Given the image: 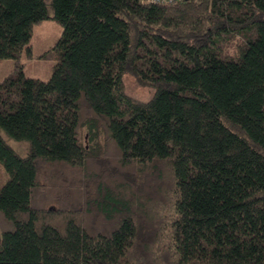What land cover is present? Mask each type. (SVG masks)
Masks as SVG:
<instances>
[{"label": "trees", "instance_id": "obj_1", "mask_svg": "<svg viewBox=\"0 0 264 264\" xmlns=\"http://www.w3.org/2000/svg\"><path fill=\"white\" fill-rule=\"evenodd\" d=\"M0 60V264H264V0H0Z\"/></svg>", "mask_w": 264, "mask_h": 264}, {"label": "rangeland", "instance_id": "obj_2", "mask_svg": "<svg viewBox=\"0 0 264 264\" xmlns=\"http://www.w3.org/2000/svg\"><path fill=\"white\" fill-rule=\"evenodd\" d=\"M48 4L50 0H45ZM49 19L39 22L32 27L31 38L28 43L29 52L26 49H22L20 57L18 59V64L22 67L23 74L27 78L38 79L42 82H47L51 76L52 67L55 64L56 59L54 57L42 58V56L53 48L61 36L62 28L61 26L52 18V11L48 8ZM232 47V46H231ZM231 52V51H230ZM15 62L12 60H0V83L7 76L11 75L14 71ZM124 91L125 93L132 97L133 99L140 101H147L152 96V91L148 88L140 87L134 81L132 77H124ZM9 145L20 155L24 157L26 155V148L22 143H17L9 140ZM62 173V176H69L72 178L74 174L69 172ZM113 174L111 172H106L103 176V180L109 182L108 185L111 189H114L116 185L122 184L123 171L118 168ZM45 174H42L41 181L48 185L50 184L49 178L44 180ZM7 179V174L0 163V187L5 183ZM134 182V181H132ZM170 178L165 173L161 184L168 186ZM156 183V182H154ZM122 190H125L128 193H132V188L128 186L122 187ZM48 199V198H47ZM48 202H40L44 208H56L59 206V203L55 200L48 199ZM89 222V221H88ZM102 222V221H101ZM103 227V226H102Z\"/></svg>", "mask_w": 264, "mask_h": 264}, {"label": "built area", "instance_id": "obj_3", "mask_svg": "<svg viewBox=\"0 0 264 264\" xmlns=\"http://www.w3.org/2000/svg\"><path fill=\"white\" fill-rule=\"evenodd\" d=\"M146 3L149 4H161V3H171L179 0H144ZM264 111V108H263Z\"/></svg>", "mask_w": 264, "mask_h": 264}]
</instances>
